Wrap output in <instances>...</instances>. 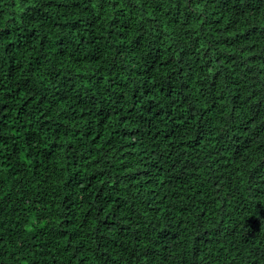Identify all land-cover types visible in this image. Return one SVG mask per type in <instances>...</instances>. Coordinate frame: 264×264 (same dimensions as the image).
Masks as SVG:
<instances>
[{"label":"trees","instance_id":"obj_1","mask_svg":"<svg viewBox=\"0 0 264 264\" xmlns=\"http://www.w3.org/2000/svg\"><path fill=\"white\" fill-rule=\"evenodd\" d=\"M0 264H264V0H0Z\"/></svg>","mask_w":264,"mask_h":264}]
</instances>
